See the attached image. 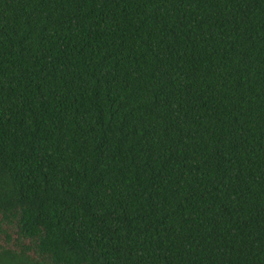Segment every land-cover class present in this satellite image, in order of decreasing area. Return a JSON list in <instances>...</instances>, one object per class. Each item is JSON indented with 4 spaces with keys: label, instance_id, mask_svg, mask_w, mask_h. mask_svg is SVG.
<instances>
[{
    "label": "trees",
    "instance_id": "1",
    "mask_svg": "<svg viewBox=\"0 0 264 264\" xmlns=\"http://www.w3.org/2000/svg\"><path fill=\"white\" fill-rule=\"evenodd\" d=\"M0 264H264V0H0Z\"/></svg>",
    "mask_w": 264,
    "mask_h": 264
}]
</instances>
